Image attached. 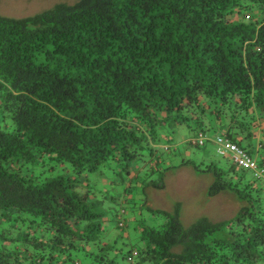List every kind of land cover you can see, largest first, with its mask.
<instances>
[{"label":"trees","instance_id":"16d2710c","mask_svg":"<svg viewBox=\"0 0 264 264\" xmlns=\"http://www.w3.org/2000/svg\"><path fill=\"white\" fill-rule=\"evenodd\" d=\"M209 132L264 168V0L0 14V264H264V175L204 158ZM180 167L236 215L185 225L132 197Z\"/></svg>","mask_w":264,"mask_h":264},{"label":"rangeland","instance_id":"374dc122","mask_svg":"<svg viewBox=\"0 0 264 264\" xmlns=\"http://www.w3.org/2000/svg\"><path fill=\"white\" fill-rule=\"evenodd\" d=\"M75 1L76 0H0V14L8 17L24 18L51 9L58 3L65 2L72 4ZM185 134H190L188 129H181L180 134L176 136L177 140L179 142L182 141ZM208 135L209 137L206 141V150L203 151V153L205 152L203 157L218 162V165L221 167H227L230 157L226 158L218 155L217 144L214 142L215 136L212 132H209ZM247 142L248 140H245V143ZM255 145L257 148L258 144L255 143ZM165 146L166 145L162 143L161 147H163V149ZM179 151L184 155L181 145ZM164 152L167 155L165 150ZM169 154L168 156L174 165H178L181 162L182 157L179 155L173 156L174 154L171 153ZM198 155L201 156L202 153H198ZM145 156L147 155L145 154ZM147 159L148 157H145V160ZM195 162L202 166V161L199 160L198 157ZM204 162L208 163L207 161ZM143 164L144 163L141 162L140 166L142 167ZM132 172L134 173V171ZM133 173L131 176L128 175V177L133 178ZM103 181H105V179ZM163 181L164 187L162 188L157 189L149 187L143 194L142 188L139 186L140 188H138V190H132L133 195H131L136 201H139L147 194L148 204L155 210L159 209L172 212L179 206V211L182 216L181 219L185 225L192 224L200 217L208 218L214 222L224 221L235 216L238 212L239 204L235 202L232 197L229 200L225 198V201L222 199L224 197L222 194L213 199L208 198V188L214 182V177L211 174H198L191 167H180L177 171L165 173ZM100 185L103 184L101 183ZM108 189H110V187ZM134 191L136 192L134 193Z\"/></svg>","mask_w":264,"mask_h":264},{"label":"built area","instance_id":"2783aa9c","mask_svg":"<svg viewBox=\"0 0 264 264\" xmlns=\"http://www.w3.org/2000/svg\"><path fill=\"white\" fill-rule=\"evenodd\" d=\"M217 144V152L218 154L224 156H231L235 162L239 164L244 169L256 172L259 171V175H264V168L258 170V164L256 161H253L249 158L243 151L239 149L237 145L231 143L230 141L224 140L222 138H218L216 140Z\"/></svg>","mask_w":264,"mask_h":264},{"label":"clouds","instance_id":"9594fccd","mask_svg":"<svg viewBox=\"0 0 264 264\" xmlns=\"http://www.w3.org/2000/svg\"><path fill=\"white\" fill-rule=\"evenodd\" d=\"M218 153V152H217ZM220 155V154H219Z\"/></svg>","mask_w":264,"mask_h":264}]
</instances>
